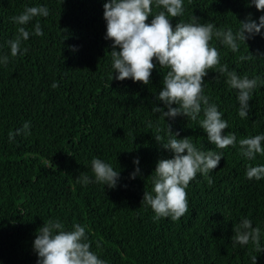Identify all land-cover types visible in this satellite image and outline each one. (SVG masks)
<instances>
[{"label": "trees", "instance_id": "obj_1", "mask_svg": "<svg viewBox=\"0 0 264 264\" xmlns=\"http://www.w3.org/2000/svg\"><path fill=\"white\" fill-rule=\"evenodd\" d=\"M108 2L0 0V57H9L6 65L0 62V264H38L34 240L49 219H59L68 230L74 223L84 226L91 251L107 264H252V255L264 264V179L246 178L249 165H264V155L248 160L238 143L264 134V29L235 53L215 37L210 42L221 65L262 81L249 102V118L242 119L238 91L228 86L227 77L214 68L204 78L203 94L228 121L224 135L237 136L236 146L218 149L199 126L203 113L196 121L185 116L162 120L152 111L153 105L167 111L157 96L169 69L154 61L149 85L114 78V42L106 39L104 19ZM183 3L184 14L172 18L173 28L196 16L199 23L235 32L249 15L257 23L264 15L251 0ZM32 6L49 9L47 17H35L26 26L32 32L39 21L44 35H30L21 45L28 51L12 57L8 41L18 26L10 18ZM251 53L257 57L239 61ZM28 121L31 134L10 140L9 132ZM167 124L199 150L223 153L215 170L198 173L190 182L188 212L178 221L155 220L151 207L142 205L145 190L154 187L151 175L158 161L174 156L154 139L160 128L166 142ZM94 158L120 171L115 188L95 182ZM137 167L141 175L132 179ZM81 173L92 182L78 183ZM243 219L261 229L260 251L251 242L233 245L235 225Z\"/></svg>", "mask_w": 264, "mask_h": 264}, {"label": "clouds", "instance_id": "obj_2", "mask_svg": "<svg viewBox=\"0 0 264 264\" xmlns=\"http://www.w3.org/2000/svg\"><path fill=\"white\" fill-rule=\"evenodd\" d=\"M255 8L264 12V0H251ZM153 7L158 9L155 13ZM184 14L183 0H110L104 5V19L107 22L106 39L113 41L110 55L113 68L118 76L115 79L124 81L132 79L149 85L153 70L157 67L169 69L163 77V90L157 99L167 108L153 105L152 111L159 113L160 119H175L185 116L189 120H199V126L207 133L208 141L218 149L236 146L237 136L228 132V121L223 119L222 112L215 103H210V97L204 95V78L211 69H218L219 74L227 77V84L231 89L238 91V115L242 119L249 118L254 90L262 83L259 76L249 78L247 74L238 75L235 70H229L227 64L221 65L218 49L210 44L215 37L232 52H238L241 43L261 33L264 29V15L256 20L249 15L245 21H240L237 31L231 28H218L208 22L199 23L194 16L191 22L180 20L175 28L172 18H179ZM49 9L46 6L25 7L19 15L10 19L17 27L14 39L8 41L12 57H16L27 48H21L22 42L27 41L30 35L43 36L41 24L37 21L34 30L30 32L26 26L35 17H47ZM153 17L151 23L147 21ZM250 55H240L239 61L252 60ZM0 62L7 64L9 57H0ZM53 88L58 87L54 83ZM177 105V107H173ZM31 122H25L22 128L15 133L9 132V139L15 135H30ZM149 128L152 125L149 123ZM164 131L157 128L154 139L164 150L174 153L173 158L160 159L154 173L151 175L154 185L152 191L145 190L142 205L150 206L155 213L154 219L171 217L173 221L180 220L188 212L187 191L190 182L198 173L208 175L215 170L223 153L215 150H199L191 138H179V133H173L170 124H167L165 136L159 133ZM264 134L240 138V155L248 160H254L257 154L264 155ZM185 152L187 153L185 155ZM139 164V160L134 161ZM95 182L108 188H115L120 179V171L105 163L99 158L91 161ZM141 175L139 167L131 174L135 179ZM248 180L260 181L264 179V165H249L246 170ZM78 183L87 185L92 179L81 173ZM235 235L232 243L247 245L251 242L256 251L261 250V229L253 227L251 220L243 219L234 228ZM91 242L86 235V229L74 223L71 230L66 229L59 219H49L38 229L34 240V250L38 254V264H107L97 254L91 251ZM99 246V245H97ZM252 264H257V256H251Z\"/></svg>", "mask_w": 264, "mask_h": 264}]
</instances>
